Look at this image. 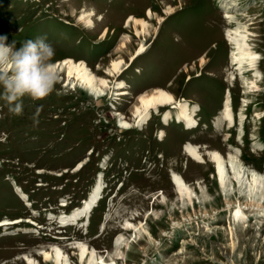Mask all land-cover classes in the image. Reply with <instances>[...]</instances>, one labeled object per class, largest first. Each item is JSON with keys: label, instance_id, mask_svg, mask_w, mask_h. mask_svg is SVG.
Masks as SVG:
<instances>
[{"label": "rangeland", "instance_id": "1", "mask_svg": "<svg viewBox=\"0 0 264 264\" xmlns=\"http://www.w3.org/2000/svg\"><path fill=\"white\" fill-rule=\"evenodd\" d=\"M90 12L92 25L81 20ZM130 16L148 22L146 33ZM238 23L257 55L251 92L254 74L231 64L228 31ZM0 36L17 46L46 37L55 49L51 63L84 60L98 78L111 80L107 95L97 97L58 69L45 97L0 99V221L21 218L0 227V264H56L59 253L61 264H89L91 257L111 264H264V0H0ZM120 59L123 73L109 74ZM121 80L128 94L117 96ZM157 87L199 109L200 124L161 121L170 107H160L140 129L119 127L116 113L132 120L139 95ZM229 92L235 127L221 118ZM187 144L203 162L185 153ZM213 151L225 161L223 185ZM79 161L88 162L81 171ZM174 174L187 183L183 196ZM99 175L93 188L101 194L107 187L89 208L88 225L80 226L82 217L61 226L58 217L84 202L62 203L85 189L78 183ZM16 179L28 188L29 205L17 195ZM84 196L80 191L77 204ZM239 208L243 215L235 218Z\"/></svg>", "mask_w": 264, "mask_h": 264}, {"label": "bare ground", "instance_id": "2", "mask_svg": "<svg viewBox=\"0 0 264 264\" xmlns=\"http://www.w3.org/2000/svg\"><path fill=\"white\" fill-rule=\"evenodd\" d=\"M232 4H235V2H233ZM167 12H169L170 14L173 13V11H167ZM151 13L152 12L150 10L148 14L151 15ZM93 15L94 13L92 12L87 13V14L84 13L83 16H81V20H85L86 23H88L89 25H92ZM235 19L236 18L232 14L225 15V20L229 25H232V26L236 25L237 22ZM133 20L138 22L139 24H142L143 31L141 33H146V29H147L146 25H148V22L143 19L138 20L134 18L133 16H130V18L128 19V22H131ZM246 29L247 27L245 25L241 26V23H238L235 29H230L228 31L229 36L228 35L227 36L230 39L229 41L230 44H232L231 46L232 51H231L230 57H231V61H232L231 64L233 68L239 71L241 74L250 72V73H253L254 76L256 77V80L252 81V86L248 85L249 90H247V92H251L252 88H254L257 85L259 74L258 73L256 74L257 55L250 50V46L248 43L249 33ZM137 34H140V32L137 31ZM145 49L146 48L144 44L141 45L140 48L136 51V53L132 55L130 62L125 63L122 59L113 60L108 73L113 74V76H116L119 74L121 75L124 71L122 68L123 67L122 65L125 63L126 65L125 69L129 68L134 62L135 58L138 57L140 54H142L145 51ZM52 66H53L54 72H56V70L58 69H62V70L66 69L68 73L69 81H72L74 84L80 85L84 89L90 90V93L96 96L98 95L99 97H102L104 95H107L106 91L111 89V80H108L106 78H101V77L98 78L96 74L89 68V66L84 60L76 61V60H73L72 58H65L63 61H60L58 63H52ZM126 86L127 85L125 81L123 80L117 81V83H115L114 85V88L118 90L115 93V95L120 96V95L128 94V92L126 91H121L125 89ZM118 98L119 97H117V99ZM167 105L170 107V109L164 112L163 119L165 122H169L173 119L178 118L177 120L180 123L184 124L185 128L187 129H193L198 126V120L196 118L197 110L195 108H192L186 99L178 100L175 98V96L171 92L163 88H160V87L153 89L151 92H144L140 94L138 97L137 104L135 105L132 111V116H133L132 120H128L125 116H121V119L119 122L122 127L143 126V124H145L146 121L149 120L148 118L151 116L152 111H156L158 113L160 107L167 106ZM110 106L116 109L114 107L115 105L111 104ZM231 106H232V96L229 92L226 96V101H225L224 109L222 111L221 118L222 119L224 118L229 123V126L233 127L234 119L232 115ZM172 110H174L175 112L173 113ZM195 148L196 147H194L193 145L187 144L185 148L186 149L185 153L188 154V156H190L194 160L203 162L204 161V158L202 157L203 155H201L197 151L198 149L195 150ZM212 153H214L212 161L215 163V167L218 172L217 175L219 177L220 184L223 185L224 184L223 177L225 174V166H224L225 161L219 152L213 151ZM174 175H175L174 182H176V184L174 183V186L178 194L180 196H183L185 194L184 185L187 183H184V181L178 178L179 176L177 177L176 174ZM258 178L259 176L257 174L253 175V179L255 181ZM99 190L100 189H98L97 187L92 189L90 193L91 194L90 199L87 198L81 207L71 212V213H74V217H71V213H70V214H65L63 219L72 220V218H74V221H75V220H78L88 215L89 212H91V210L93 209V208L91 210L89 209L93 206V203L95 202L97 204L96 199L98 197ZM242 215H243V211L241 210V208L237 209L235 212V218H239ZM18 220L20 219L5 220V222L18 221ZM116 242H117L115 243L116 247H119V248L123 247L124 243L121 238L117 240ZM45 254L46 256H50V253L47 251L45 252ZM60 255L61 253H59L58 256L56 255L57 258H55V261H54L56 264H61V261L59 259ZM80 258L82 261L86 258L85 251L81 250ZM118 258H121V257L119 256L116 257L117 260ZM90 260H91V263L89 264H94V261L96 264H111V263L106 262V260L103 257L101 258L91 257ZM113 264H117L116 260L113 261Z\"/></svg>", "mask_w": 264, "mask_h": 264}, {"label": "clouds", "instance_id": "3", "mask_svg": "<svg viewBox=\"0 0 264 264\" xmlns=\"http://www.w3.org/2000/svg\"><path fill=\"white\" fill-rule=\"evenodd\" d=\"M7 36H0V99L9 104L24 96L40 99L48 95L56 82L52 58L55 49L46 37L7 43ZM13 111L21 112L20 104Z\"/></svg>", "mask_w": 264, "mask_h": 264}, {"label": "trees", "instance_id": "4", "mask_svg": "<svg viewBox=\"0 0 264 264\" xmlns=\"http://www.w3.org/2000/svg\"><path fill=\"white\" fill-rule=\"evenodd\" d=\"M87 163H88V162H87ZM87 163H86V164H87ZM84 167H85V166H83V168H84ZM17 181H18V180H17ZM84 181H85V180H84ZM90 181H91V179H88L87 182H83V181H81L80 183L77 184V186L80 187V186H81V185H80L81 183H85V187H86L85 190H86V189L89 187V185H90ZM23 188L26 189L25 186H23ZM26 191H27L28 193H30L28 190H26ZM80 191H84V190L77 189V190L75 191V195L72 196V198L69 200L71 204L79 202V200H78L77 197H78V195L80 194Z\"/></svg>", "mask_w": 264, "mask_h": 264}]
</instances>
